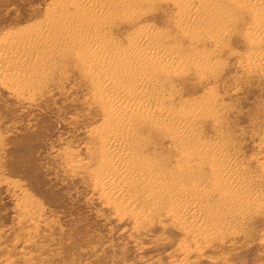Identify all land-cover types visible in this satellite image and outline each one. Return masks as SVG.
Here are the masks:
<instances>
[{"label":"bare ground","instance_id":"obj_1","mask_svg":"<svg viewBox=\"0 0 264 264\" xmlns=\"http://www.w3.org/2000/svg\"><path fill=\"white\" fill-rule=\"evenodd\" d=\"M65 1L49 5L43 23L0 44V81L24 90L68 61L103 114L91 132L97 162L89 178L117 215L129 217L134 230L168 219L198 250L200 240L209 245L235 235L264 213L259 175L242 170L227 142L199 134L201 121L218 124L221 104L214 96L182 101L170 81L188 68L213 72L237 25L233 11L249 49L237 60L242 73L264 78V0H220L223 7L172 0L175 31L189 47L181 55L171 37L140 21L154 0ZM200 41L210 51L191 52ZM256 151L264 156V140ZM184 246L187 257L191 248Z\"/></svg>","mask_w":264,"mask_h":264},{"label":"rangeland","instance_id":"obj_2","mask_svg":"<svg viewBox=\"0 0 264 264\" xmlns=\"http://www.w3.org/2000/svg\"><path fill=\"white\" fill-rule=\"evenodd\" d=\"M61 1L67 3L0 0V44L43 23L48 6ZM171 1L154 0L140 21L171 37L180 55L189 54L175 31ZM202 1L221 6L220 0ZM231 18L237 25L213 72L188 68L170 81L189 104L216 97L221 126L201 121L200 136L227 142L264 190V156L256 151L264 140V78L242 73L237 60L249 49L240 16L233 11ZM207 44L200 41L190 51H210ZM64 63L45 80L36 78L32 88L14 91L0 81V264H264V213L251 216L235 235L209 245L200 240L198 250L168 219L134 230L129 217L117 215L89 178L97 162L91 132L103 114L79 74ZM184 245L191 248L187 257Z\"/></svg>","mask_w":264,"mask_h":264}]
</instances>
